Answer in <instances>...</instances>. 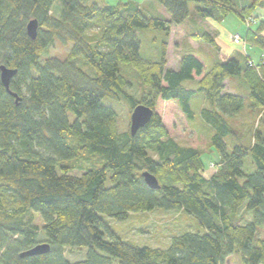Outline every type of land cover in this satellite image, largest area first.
Segmentation results:
<instances>
[{"label":"trees","instance_id":"obj_1","mask_svg":"<svg viewBox=\"0 0 264 264\" xmlns=\"http://www.w3.org/2000/svg\"><path fill=\"white\" fill-rule=\"evenodd\" d=\"M102 1L0 0V67L17 70L10 90L19 98L8 93L0 72V264H226L235 252L244 264H264V131L255 128L244 144L245 134L231 122L246 109L264 115V56L236 52L241 60L233 54L208 68L190 50L175 70L167 65L166 39L194 3L201 21L237 15L248 26L247 44L264 49V18L257 15L264 0H158L168 18L147 16L134 1ZM34 19L36 39L27 33ZM143 29L165 33L160 60L141 56ZM192 37L220 53L216 33L202 27ZM55 43L71 46L65 59L49 57ZM130 73L140 97L130 92ZM233 77L245 82L243 90H226ZM190 81L196 90L185 86ZM198 94L211 106L200 114L220 159L209 178L196 130L179 131L165 120L180 112L192 121ZM106 98L126 100L130 115L143 104L153 117L135 135L130 127L120 131ZM181 136L191 143L180 144ZM247 157L252 173L245 171ZM144 172L158 179V190ZM156 209L184 212L200 229L154 248L123 240L103 218L124 222ZM42 243L48 253L21 257ZM81 248L88 249L84 259L67 258L66 250Z\"/></svg>","mask_w":264,"mask_h":264},{"label":"rangeland","instance_id":"obj_2","mask_svg":"<svg viewBox=\"0 0 264 264\" xmlns=\"http://www.w3.org/2000/svg\"><path fill=\"white\" fill-rule=\"evenodd\" d=\"M127 1H134L138 3L144 14L147 16L168 17V14L158 0H104L102 2L104 4L115 5L120 2ZM190 11L191 15L189 19L182 25H173L171 27L169 37L166 38L168 67L175 68V66L179 65L182 54L190 50L203 58L208 68H211L217 60H227L235 52L248 53L255 59H259L261 56H264V49L247 44L245 36L248 26L237 15L230 14L221 22H215L213 20H207L204 22L196 17L194 3L191 4ZM202 27L210 29V31L214 34L216 33V41L221 48L219 54L216 53L212 46L200 40L193 39L191 36V34L195 31L200 32ZM97 30V28H94L90 31V33H95ZM137 33L141 41V56L151 61L160 60L162 56V45L165 39V33L159 29H143L138 30ZM236 35L241 37L239 43L235 42L236 40L234 37ZM70 50L71 46L64 47L59 43H55V45L49 49L48 54L49 57L65 59ZM234 57L240 60L242 59L240 58L239 53H237ZM45 58L46 56L43 57L41 61L42 63ZM128 75L130 77V81L132 82L130 92L135 94L137 97H140V83H138V80L133 77L132 73ZM242 83L245 82L240 77H233L232 79L226 81V90L234 91L235 88L238 87L243 90ZM184 84L187 88L193 90L198 88L197 81L185 82ZM103 104L112 107L117 113L120 131H126L129 129L131 115L129 103L126 100L117 102L106 98L103 100ZM204 107L211 106L204 98V95L198 94L192 101V109L195 112V117L192 121H187L180 112L176 114H166L165 120L168 123L175 124L179 131H181V128L183 131L188 128L196 130V135L200 138L199 140L197 139V142L201 147H205L203 149L206 153L204 154L203 159L207 164V171L205 175L209 178L216 172L220 159L219 155L210 144L214 131L206 122H204L200 114L201 109ZM262 119H264V115L261 116L259 113H253L246 109L238 114L231 122L245 134L244 144H250L253 138L252 133L255 128L260 131H264V120L262 123ZM260 122L261 124L259 125ZM176 140L182 145L191 143L190 137L187 136L178 137ZM226 143L229 147V151H233L234 143L232 137H228L226 139ZM254 167L252 158L247 157L245 160V171L252 173L255 171ZM76 173L80 174L79 172ZM103 218L110 228L123 240L131 241L140 246H151L154 248H166L171 244V239L174 236L187 231L195 232L200 229L192 216L181 211H165L156 209L151 212L133 213L129 219L124 222H119L107 216H103ZM248 219L249 216H246L245 220ZM37 223L40 227H43L44 225V221L40 215L37 216ZM259 232L260 236L264 238V227H261ZM40 239L42 241L46 240L43 233L40 234ZM80 250L83 251V253ZM87 250V248H81L79 250L69 249L66 250V256L71 261L82 260L85 258ZM226 264H244L241 253H233L226 260Z\"/></svg>","mask_w":264,"mask_h":264},{"label":"water","instance_id":"obj_3","mask_svg":"<svg viewBox=\"0 0 264 264\" xmlns=\"http://www.w3.org/2000/svg\"><path fill=\"white\" fill-rule=\"evenodd\" d=\"M39 22L38 20L34 19L29 21L27 25V33L32 39H36L38 34ZM1 72V80L5 88L7 89L8 93L17 97V94L11 92L10 90V82L11 79L17 74L16 69L8 68L4 65L0 67ZM17 99H19L17 97ZM153 117V110L149 107L139 104L137 105L131 114V123H130V130L133 135L140 129L146 126ZM144 180L146 184L153 190H158L160 188L158 179L149 172L143 173ZM50 251V245L48 243H42L36 245L34 248L30 249L21 254V257L26 256H36V255H43Z\"/></svg>","mask_w":264,"mask_h":264},{"label":"crops","instance_id":"obj_4","mask_svg":"<svg viewBox=\"0 0 264 264\" xmlns=\"http://www.w3.org/2000/svg\"><path fill=\"white\" fill-rule=\"evenodd\" d=\"M258 16H260L261 18H264L263 16H264V10L263 9H260V10H258V14H257ZM166 18H168V17H166ZM207 21V20H206ZM205 22V21H204ZM207 30H210V29H208L207 28ZM191 32V31H190ZM194 33V32H193ZM192 33V34H193ZM192 34H191V36H192ZM193 39H195V38H193ZM218 44V43H217ZM219 46V45H218ZM220 47V46H219ZM220 50H221V48H220ZM236 53V52H235ZM235 53H233V54H235ZM232 56V55H231ZM170 68V67H169ZM179 68V65H177V66H175V68H172V69H175V70H177ZM236 91H237V89H235L234 91H231V92H233V93H236Z\"/></svg>","mask_w":264,"mask_h":264},{"label":"built area","instance_id":"obj_5","mask_svg":"<svg viewBox=\"0 0 264 264\" xmlns=\"http://www.w3.org/2000/svg\"><path fill=\"white\" fill-rule=\"evenodd\" d=\"M234 39L236 40L235 42H238V43H239L241 37H240L239 35H236V36L234 37Z\"/></svg>","mask_w":264,"mask_h":264},{"label":"bare ground","instance_id":"obj_6","mask_svg":"<svg viewBox=\"0 0 264 264\" xmlns=\"http://www.w3.org/2000/svg\"><path fill=\"white\" fill-rule=\"evenodd\" d=\"M250 24V23H249ZM251 30V29H250ZM246 39V38H245ZM244 41V40H243Z\"/></svg>","mask_w":264,"mask_h":264}]
</instances>
